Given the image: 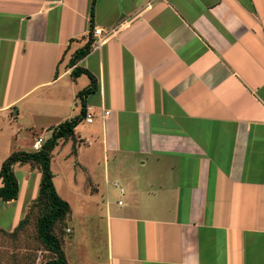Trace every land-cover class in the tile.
<instances>
[{
  "label": "crops",
  "instance_id": "obj_1",
  "mask_svg": "<svg viewBox=\"0 0 264 264\" xmlns=\"http://www.w3.org/2000/svg\"><path fill=\"white\" fill-rule=\"evenodd\" d=\"M91 3L0 0V171L81 114ZM93 24L108 35L75 67L94 121L51 162L72 217H106L103 254L69 240L75 264H264V0H97ZM14 172L0 230L39 194L38 168Z\"/></svg>",
  "mask_w": 264,
  "mask_h": 264
},
{
  "label": "trees",
  "instance_id": "obj_2",
  "mask_svg": "<svg viewBox=\"0 0 264 264\" xmlns=\"http://www.w3.org/2000/svg\"><path fill=\"white\" fill-rule=\"evenodd\" d=\"M97 0L91 3V30L93 31L94 12ZM92 31L85 47L78 50L71 59L70 67L73 68L72 76L78 78L87 75L91 79V86L81 91L78 97L81 100V114L70 120H66L56 127L53 134L43 144L40 150L28 153L17 151L7 158L0 171V199L5 202L16 200L20 194V183L14 172V166L18 163L30 164L33 168H38L42 173V180L37 199L35 200L40 207V216L37 221V237L49 256L39 262L38 257H31L29 264H70L64 251L65 240L57 234V227L64 223L71 214L70 204L64 200L54 184V173L51 168L53 152L62 140H74V148L77 143L76 127L85 119L87 114L86 97L97 91V79L86 68L75 67V65L88 54H90L93 45ZM35 203V204H36ZM28 217L21 220L12 234L16 235L28 223ZM6 232V230H2ZM67 232V230L65 229Z\"/></svg>",
  "mask_w": 264,
  "mask_h": 264
},
{
  "label": "rangeland",
  "instance_id": "obj_3",
  "mask_svg": "<svg viewBox=\"0 0 264 264\" xmlns=\"http://www.w3.org/2000/svg\"><path fill=\"white\" fill-rule=\"evenodd\" d=\"M85 129L87 128H84L83 130ZM32 139H34V133H30L24 128L20 140L23 141L25 148L27 145H29V143L32 144ZM63 152H65V150H62V154ZM58 161H61V159H58ZM62 171L64 170L62 169ZM18 176L21 177V173H18ZM59 187L62 188L63 192L71 198H73L74 195L82 196L81 192H79L80 194L78 192V194H76L75 192L73 195L70 194V191L66 190L63 183L62 187L60 185ZM85 190H88L86 186ZM87 195L89 194L87 193ZM35 203L36 201L28 205L26 214L23 218L25 219L26 217H28V223L16 235L13 236L12 234H10L13 233L15 229L6 232L0 230V264H29V262L31 261V257L37 256L39 259L38 261L41 262L49 256V254L45 252L37 237V221L41 211L38 204ZM86 214L87 215H78L77 213H74V218L72 217V214H70L66 221L57 227V234L61 239L65 240L64 251L71 264H75L77 259L79 258V254L77 251H75L74 247L77 238L82 239V242L80 243L82 246H80L79 248L80 251H89L87 249L90 241V246L94 251V254L99 255L98 252H101L103 254V247L99 243V240L102 239L101 231L105 228L106 217L100 216L98 218L91 213ZM7 218V213L4 215H0V223L4 224L5 227L8 226V224L6 223ZM70 224H72L74 230L71 235L65 231V229H70ZM70 239L74 244L69 241Z\"/></svg>",
  "mask_w": 264,
  "mask_h": 264
},
{
  "label": "built area",
  "instance_id": "obj_4",
  "mask_svg": "<svg viewBox=\"0 0 264 264\" xmlns=\"http://www.w3.org/2000/svg\"><path fill=\"white\" fill-rule=\"evenodd\" d=\"M103 34H104V31L102 29H99V28L94 29L93 35H94L95 40H94L93 46H101L105 42V38L108 34L106 35H103ZM105 114L109 115V112H106ZM94 117H95L94 114L90 111L89 108H87V114L85 117V121L87 123H93ZM42 144H43V140L41 138L38 139V141L34 143V149L37 151L40 150L42 147ZM67 231L70 232L69 229H67Z\"/></svg>",
  "mask_w": 264,
  "mask_h": 264
}]
</instances>
